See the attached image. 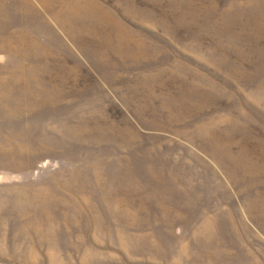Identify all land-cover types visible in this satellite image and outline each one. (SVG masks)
I'll list each match as a JSON object with an SVG mask.
<instances>
[{
  "label": "rangeland",
  "instance_id": "374dc122",
  "mask_svg": "<svg viewBox=\"0 0 264 264\" xmlns=\"http://www.w3.org/2000/svg\"><path fill=\"white\" fill-rule=\"evenodd\" d=\"M0 264H264V0H0Z\"/></svg>",
  "mask_w": 264,
  "mask_h": 264
}]
</instances>
